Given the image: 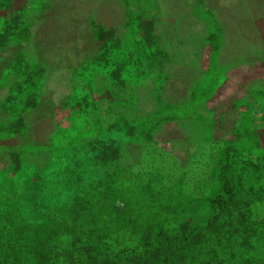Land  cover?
I'll use <instances>...</instances> for the list:
<instances>
[{
	"label": "rangeland",
	"instance_id": "374dc122",
	"mask_svg": "<svg viewBox=\"0 0 264 264\" xmlns=\"http://www.w3.org/2000/svg\"><path fill=\"white\" fill-rule=\"evenodd\" d=\"M200 2L0 0V95L53 117L0 204V264H156L110 260L146 229L190 241L162 264H264V76L221 74Z\"/></svg>",
	"mask_w": 264,
	"mask_h": 264
},
{
	"label": "crops",
	"instance_id": "0c3cea01",
	"mask_svg": "<svg viewBox=\"0 0 264 264\" xmlns=\"http://www.w3.org/2000/svg\"><path fill=\"white\" fill-rule=\"evenodd\" d=\"M212 2L222 8L225 20L215 37L216 43L221 45L219 51L222 59H218L221 64H216L221 74L224 77L227 76V71L232 68L239 70L237 74L240 75H247L248 70L259 69L260 72H254L255 74L252 75L264 76V0H212ZM196 6H201L203 10L210 12L203 3H199V0H194V9ZM256 18L259 23L255 22ZM227 21H229L228 24ZM227 26L230 32L227 31ZM195 33L202 37V39H196L195 44L196 42L209 43L207 39H203L209 36L206 25H200ZM240 43L244 48H239L237 51L234 46ZM227 50L230 53L236 51L233 56L236 54L238 56L228 60ZM216 57L217 55H214V61ZM259 81L255 79L249 85L252 83L258 85ZM2 84H0V92L4 88ZM263 87L249 89V93L252 94L258 90L263 92ZM9 93L8 90L7 93L5 91V95H0V204L8 194L15 193L13 189H17V180L20 179L18 173L25 169L24 167H30L31 171L35 169L34 165L28 162L39 152L37 145H39L42 127L51 125L53 120L50 115L46 118L39 117L37 114L39 101H36L28 106L31 117L24 121L21 109L17 111L15 108L13 113L12 106L15 103L9 99ZM245 97L247 101L250 99Z\"/></svg>",
	"mask_w": 264,
	"mask_h": 264
},
{
	"label": "trees",
	"instance_id": "16d2710c",
	"mask_svg": "<svg viewBox=\"0 0 264 264\" xmlns=\"http://www.w3.org/2000/svg\"><path fill=\"white\" fill-rule=\"evenodd\" d=\"M0 19L3 20V16L0 15ZM0 24H2L1 21H0ZM7 42L8 41L6 39L0 38V48L2 46H4V44H7ZM21 60H22L21 56L17 55L16 58L14 60L10 61L9 63L10 64H12V63L21 64ZM14 66L15 65L12 64L11 67H14ZM11 70L13 71V69H11ZM14 70H18V67H16ZM22 89H23V87H22ZM89 142H91V141H89ZM92 146L95 147V145H92ZM88 160L90 161L91 157H89ZM41 188H43V186ZM224 195H225V193H224ZM188 236H191L190 232H189ZM185 237H187V236H184V238ZM140 240H141V243L139 244V246H137L135 248H131V249L118 250L117 252H115V254L111 257L110 260L111 261L114 260V262H119V261H122V259H130V257H128V255L137 256L141 260L143 258L149 260L148 256H151L152 258H154L156 255L159 254L160 257L158 258V262L156 264H162L164 262L163 261L164 258L162 260V250L163 249L168 248L170 246H171V248H173V247L177 248L178 246H179V248H181V247H184V246L190 244L189 239H182L185 242L182 243V245H181V242H180L181 239H175L174 237H171L170 235L166 234L165 232H162V231L154 232V231H151L150 229L149 230L148 229L145 230V232L142 234ZM157 247H161V250H159L155 254L154 252L157 251ZM177 250H179V249H177ZM147 253H148V255H147ZM51 264H53V263H51Z\"/></svg>",
	"mask_w": 264,
	"mask_h": 264
}]
</instances>
